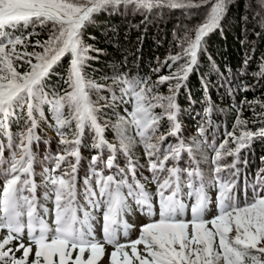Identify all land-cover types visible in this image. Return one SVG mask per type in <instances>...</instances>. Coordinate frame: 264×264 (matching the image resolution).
Wrapping results in <instances>:
<instances>
[{
  "label": "snow or ice",
  "instance_id": "6c2138e0",
  "mask_svg": "<svg viewBox=\"0 0 264 264\" xmlns=\"http://www.w3.org/2000/svg\"><path fill=\"white\" fill-rule=\"evenodd\" d=\"M230 2L0 0V264H264V168L241 182L240 167L264 140V100L246 102L258 127L238 111L219 143L205 127L187 141L179 122V92ZM247 7L264 21V0ZM177 9L203 15L163 62L169 74L87 75L99 50L84 33L99 14ZM64 62L66 87H49ZM44 128L55 152L37 151ZM85 147L96 154L81 178Z\"/></svg>",
  "mask_w": 264,
  "mask_h": 264
},
{
  "label": "trees",
  "instance_id": "16d2710c",
  "mask_svg": "<svg viewBox=\"0 0 264 264\" xmlns=\"http://www.w3.org/2000/svg\"><path fill=\"white\" fill-rule=\"evenodd\" d=\"M247 3L248 0H231L227 15L221 21V29L206 37L205 50L198 57V65L179 92V122L187 141L197 138L201 127L210 131V139L223 138L225 133L232 131L238 111L242 112V119L249 121V128L258 127L252 123L256 117L246 102L264 100V78L259 75L264 67V21L246 7ZM202 15L200 9L164 10L149 15L147 19L144 15L126 11L99 14L84 33L85 43L99 50L90 53L95 58L88 62L87 75L109 85L114 72L151 77L154 82L158 74H169L167 67H161L163 62L180 51L179 41L186 30L201 23ZM46 38L47 34L42 33L33 39ZM157 67H161L159 73L153 71ZM66 75L64 62L53 74L49 87H66L63 84ZM166 89L167 85L159 90L165 92ZM110 95L111 89L101 93V96ZM209 104L214 106L210 116L205 112ZM256 111L260 112L258 106ZM166 128L167 123L163 121L161 131ZM43 130L47 131L48 141L55 152L54 132L47 128ZM106 135L115 143L112 132ZM251 147L254 153L249 156L251 159L264 155V140L255 139ZM88 153L86 148L82 149V161L91 160L92 154ZM136 155L143 163L139 149Z\"/></svg>",
  "mask_w": 264,
  "mask_h": 264
},
{
  "label": "rangeland",
  "instance_id": "374dc122",
  "mask_svg": "<svg viewBox=\"0 0 264 264\" xmlns=\"http://www.w3.org/2000/svg\"><path fill=\"white\" fill-rule=\"evenodd\" d=\"M248 4V3H247ZM246 7H247V5H246ZM248 8V7H247ZM163 86H165V85H163ZM162 87V86H161ZM161 87H160V89H161ZM167 88H168V86H167ZM182 89V88H181ZM162 91V90H161ZM164 95H167L168 94V89H166V91L165 92H162ZM165 122L167 123V121L165 120ZM223 138H224V136H222ZM223 138H220L217 142L219 143V141H221Z\"/></svg>",
  "mask_w": 264,
  "mask_h": 264
}]
</instances>
